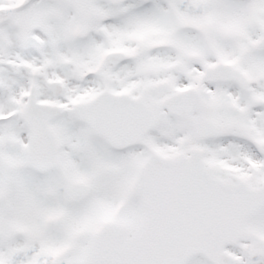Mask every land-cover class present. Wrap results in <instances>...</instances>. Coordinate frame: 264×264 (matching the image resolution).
Wrapping results in <instances>:
<instances>
[{
    "label": "snow or ice",
    "instance_id": "obj_1",
    "mask_svg": "<svg viewBox=\"0 0 264 264\" xmlns=\"http://www.w3.org/2000/svg\"><path fill=\"white\" fill-rule=\"evenodd\" d=\"M0 264H264V0H0Z\"/></svg>",
    "mask_w": 264,
    "mask_h": 264
}]
</instances>
